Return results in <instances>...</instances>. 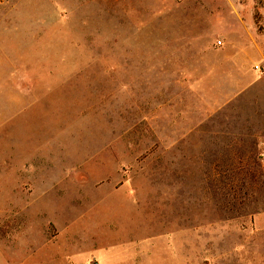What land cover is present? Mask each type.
Segmentation results:
<instances>
[{"label": "rangeland", "instance_id": "1", "mask_svg": "<svg viewBox=\"0 0 264 264\" xmlns=\"http://www.w3.org/2000/svg\"><path fill=\"white\" fill-rule=\"evenodd\" d=\"M0 264H264V0H0Z\"/></svg>", "mask_w": 264, "mask_h": 264}, {"label": "crops", "instance_id": "2", "mask_svg": "<svg viewBox=\"0 0 264 264\" xmlns=\"http://www.w3.org/2000/svg\"><path fill=\"white\" fill-rule=\"evenodd\" d=\"M220 55L222 56V58H220V59H222L225 63L226 62H228V61H232V62H234L235 64H237L238 66L236 67V69L237 68H239V70L241 69L240 68V64L242 63V58L243 57H241V55H236V56H226V53L223 51V52H220ZM230 66V65H229ZM231 68V67H230ZM236 69L235 68H231V72H232V74L229 76V77H231L233 74H237V71H236Z\"/></svg>", "mask_w": 264, "mask_h": 264}, {"label": "built area", "instance_id": "3", "mask_svg": "<svg viewBox=\"0 0 264 264\" xmlns=\"http://www.w3.org/2000/svg\"><path fill=\"white\" fill-rule=\"evenodd\" d=\"M219 45H221V42H219Z\"/></svg>", "mask_w": 264, "mask_h": 264}]
</instances>
